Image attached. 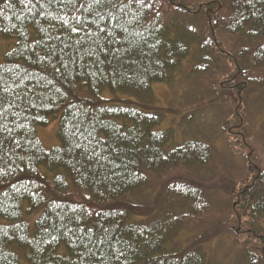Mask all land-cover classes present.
<instances>
[{
    "label": "trees",
    "instance_id": "obj_1",
    "mask_svg": "<svg viewBox=\"0 0 264 264\" xmlns=\"http://www.w3.org/2000/svg\"><path fill=\"white\" fill-rule=\"evenodd\" d=\"M3 38L0 264L23 249L30 264H230L225 235L231 264H264V0H0ZM183 74L223 109L244 168L160 128L153 85Z\"/></svg>",
    "mask_w": 264,
    "mask_h": 264
},
{
    "label": "rangeland",
    "instance_id": "obj_2",
    "mask_svg": "<svg viewBox=\"0 0 264 264\" xmlns=\"http://www.w3.org/2000/svg\"><path fill=\"white\" fill-rule=\"evenodd\" d=\"M15 41L16 40L14 39L5 38L0 40V63L4 59V53L12 48ZM187 76L188 75L184 77L183 74L181 83L177 84V88L174 89L166 83H155L153 85L154 93L159 104L168 110L166 119L160 125V128L172 126V128L176 130L177 136H179L180 133L188 132L189 129L195 130L199 135L208 136L214 140L216 144L217 156L221 162V165H226L227 163L224 162V158L229 157L230 159L233 158L236 160L235 163L238 164L237 167L244 168L246 165V155L244 154V150L241 146L234 142V149L232 148V145L229 143L230 137L224 132L223 127L220 124V120H218L223 109L219 105H213L209 102L205 103L204 105L203 103L200 104L197 102L196 95L194 96L190 93L198 92L199 86L196 90V83L194 84V80L192 79L188 80ZM201 89H203V87H201ZM107 92L109 91H105L104 94L110 96V94ZM191 110H194L195 112H193V124H191L190 128L185 122L186 120H181V117L183 115V111L185 113ZM252 117L253 116L250 118ZM179 118L180 123H178ZM252 123L254 122L250 121L249 126H252ZM258 126L260 125H257L256 128H258ZM57 128V117H53L48 125L38 127L39 138L46 148H51L59 144ZM251 140V144L254 145L257 150H259L260 157L264 159V142L262 139L258 137L257 134H253L251 136ZM239 171L241 170H234V173L237 174ZM217 197L220 199L221 195H217ZM234 246L235 243L233 238L230 235H225L215 243L214 248L216 252V258L221 262H229L231 264L235 258V251H232L231 254L230 251L237 250L238 253V248ZM18 253L20 254L23 264H30L27 258V253L24 249L18 251ZM228 253L230 254L229 256Z\"/></svg>",
    "mask_w": 264,
    "mask_h": 264
}]
</instances>
